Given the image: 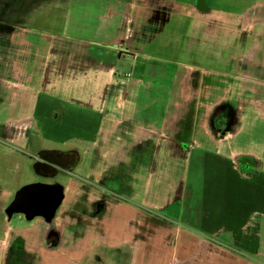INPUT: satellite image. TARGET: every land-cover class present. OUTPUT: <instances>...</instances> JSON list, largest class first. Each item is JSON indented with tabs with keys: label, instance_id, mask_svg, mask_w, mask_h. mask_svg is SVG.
I'll return each mask as SVG.
<instances>
[{
	"label": "crops",
	"instance_id": "obj_1",
	"mask_svg": "<svg viewBox=\"0 0 264 264\" xmlns=\"http://www.w3.org/2000/svg\"><path fill=\"white\" fill-rule=\"evenodd\" d=\"M234 1L231 23L212 8L198 11L194 0H50L46 11L27 12L34 16L29 24L0 34V92L6 95L0 113L6 112L5 140L14 147L0 148L7 264H83L129 253L127 264H134L145 251L124 231L127 219L113 230L111 213L119 209L132 212L137 225L173 234L166 264L191 263L205 240L233 241L229 245L264 262V117L237 106L241 92L250 89L256 97L260 90L229 92L226 73L217 71L250 64L253 84L254 72L264 74V0ZM47 13L88 18L86 25L76 21L87 35L39 30L36 23ZM182 13L232 31L233 55L213 71L157 58L159 38L177 28ZM123 57H131L130 81L117 67ZM220 106L234 114L224 132L211 125ZM27 141L44 151L71 149L78 158L59 175L63 200L50 221L6 214L14 191L27 183L20 168L37 158L19 151L20 144L29 148ZM103 264L117 263L106 258Z\"/></svg>",
	"mask_w": 264,
	"mask_h": 264
},
{
	"label": "rangeland",
	"instance_id": "obj_2",
	"mask_svg": "<svg viewBox=\"0 0 264 264\" xmlns=\"http://www.w3.org/2000/svg\"><path fill=\"white\" fill-rule=\"evenodd\" d=\"M53 2V1H52ZM38 9L34 7L33 10L39 13L46 11L51 5L50 0H42L39 3ZM37 5V4H36ZM194 5L196 6L198 11L205 10L203 8L211 9L212 11L216 12V17L220 20H228V22L233 23V15L236 10V3L234 0H194ZM188 10V9H184ZM53 14V12H52ZM47 13L43 17H41L36 26H38L39 30H42L46 33L52 34H60L69 37H76L80 38L79 36H86L87 31L85 27L82 26L76 21H81L85 25L88 24V18H81V15H77L73 13V16H69L68 18H61L57 17L56 15H52ZM189 13H182L178 20V26L175 30L171 33L167 32L166 36L163 35L160 39V47L156 49L155 55L160 60L167 59L174 60L179 62L181 60L186 61L188 64L195 66L198 69H211L215 68L216 66L223 63L224 60L227 59L228 56L233 55L235 47L232 46V40H234V34L232 31H221V27H218L217 24H214L212 21L204 22L201 21V17L196 15H188ZM33 13H24L19 17V22L24 24H29L30 20L34 17L32 16ZM200 18V19H199ZM208 19V18H207ZM171 35V40L169 37ZM3 35H6L4 33ZM4 39V38H3ZM158 39V40H159ZM6 41V40H3ZM3 45V44H2ZM2 53L4 54L5 51L3 49ZM128 58V59H127ZM232 63V62H230ZM118 69L120 72L126 71L128 73L131 71V57H123V59L117 64ZM3 68V67H2ZM251 65L243 64L241 67H238L236 64H228L226 68L217 70L223 71L226 73L225 76V87L229 92H235V89L239 87V92L241 87L245 88H254L256 90H260L259 94L262 93L261 91L264 90V80H258L261 84L260 87L253 84L252 79H249ZM244 73V74H243ZM125 73L123 72L122 77L125 78ZM247 77V78H246ZM194 80V84L196 83ZM1 81V75H0ZM126 81V79H125ZM235 84V85H234ZM1 86V85H0ZM2 87V86H1ZM259 88V89H258ZM1 93V92H0ZM243 95L240 96L242 99L237 103V106L240 107V110H243L244 106H248L250 109H255V111L259 112L260 116L264 117V98L259 94L254 97L249 90H245L241 92ZM230 102V101H229ZM233 104V102H230ZM0 104V108H1ZM7 119L6 112L1 111L0 113V136H2L3 140L8 143V132L9 128L5 125L4 129L1 128L3 126L4 121ZM22 141H25L26 134L24 131L21 130ZM31 138V134L27 135ZM31 142V141H27ZM46 145L49 146H56L54 144H49L45 142ZM4 146V145H3ZM8 146V145H7ZM11 146V145H10ZM26 144H20L19 151L20 152H27L36 154L39 150H41L42 146L37 143L31 142L28 145V149H26ZM6 147V146H5ZM4 147V152L7 150ZM37 156V155H34ZM39 157V156H37ZM14 165L7 161V166L10 168V165ZM31 163L29 160L25 161V165L20 168L19 177L21 182H34L37 180L33 171L31 170ZM73 171H76L75 168ZM64 174V173H63ZM68 174V173H67ZM56 181H61V178L56 177ZM37 183V182H35ZM19 184V182H18ZM13 195V194H12ZM7 199V198H6ZM116 200H119L116 198ZM2 203H4L2 201ZM133 213L124 209H119L113 211L111 213L112 221L114 222L113 230H117L122 228L123 225L119 224L122 219H127L126 221L129 223L127 226H124V231L129 230L132 238L136 241L135 246L139 249H143L145 253L140 252L137 257V262L134 261V264H166V262L172 256V251L174 249L175 240L172 235H164V231H154L153 227L150 225L142 226L137 225L136 220H132ZM131 219V220H130ZM0 226H3L2 221L0 220ZM138 229V230H137ZM137 230V232L135 231ZM107 229H104L102 232L107 233ZM101 230L98 234L102 233ZM244 242L248 243V234L246 235ZM2 239L5 240V237L2 236V231H0V264H7L6 258H2V251L4 249V242ZM167 239V240H165ZM109 240V239H108ZM205 240V239H204ZM116 241V240H114ZM98 242L101 243L99 240ZM196 239H192L188 243V247L191 249L195 247ZM205 243L200 244L198 247L203 248L200 254H194L192 257V262L187 263H179V264H264L263 261L260 259L256 261L255 259L251 258L247 253L241 251L240 249L234 248L233 246L229 245L233 241H222V240H215L209 241L205 240ZM227 242V243H226ZM121 248V247H120ZM125 250L130 249V247L124 246ZM151 251V252H150ZM129 252V251H127ZM130 254V253H129ZM124 254L119 256L109 257L106 256L104 258H90L86 263L83 264H103L105 259L114 260L117 264H127V260L130 259V255ZM136 259L131 257V260ZM98 260V261H96Z\"/></svg>",
	"mask_w": 264,
	"mask_h": 264
},
{
	"label": "water",
	"instance_id": "obj_3",
	"mask_svg": "<svg viewBox=\"0 0 264 264\" xmlns=\"http://www.w3.org/2000/svg\"><path fill=\"white\" fill-rule=\"evenodd\" d=\"M31 1L32 0H25L24 6L21 8L19 0L16 1L14 4L15 6H13V15H17L24 7L28 6ZM9 2V0H0V20L10 15L9 13L11 10L8 7ZM47 154L48 156L42 158L47 163V166L60 167L65 171L71 170L78 160V158L71 153L49 151ZM62 200L63 187L59 183H30L22 186L15 193L14 200L9 204L6 214L11 216L13 213H23L27 219L42 216L47 221H50L60 207Z\"/></svg>",
	"mask_w": 264,
	"mask_h": 264
},
{
	"label": "flooded vegetation",
	"instance_id": "obj_4",
	"mask_svg": "<svg viewBox=\"0 0 264 264\" xmlns=\"http://www.w3.org/2000/svg\"><path fill=\"white\" fill-rule=\"evenodd\" d=\"M9 5L8 7L11 9H13L15 6V2L18 1V0H9ZM40 1L41 0H32L30 5L24 7L19 13H27L29 11L32 10L33 6H36V4L39 6L40 4ZM198 1V0H197ZM25 0H19V4H21L20 8L22 6H24ZM17 5V4H16ZM33 5V6H32ZM18 7V6H17ZM7 9V8H5ZM21 15L20 14H17V15H8L6 17H4L3 19L0 20V34H4L6 33V35H8L10 33V31L13 29V27H16L17 25H20L22 23L19 22V17ZM4 35V36H6ZM254 75H257L255 76L257 79L255 83V85H257L258 87H260V83L258 82V80H260L261 76H264V74H258L256 72H254ZM262 86H264V84H262ZM6 95H4L3 91L2 93H0V104L1 102L3 101V99L5 98ZM233 111L231 110V108L227 107V106H220L218 107L213 113H212V116H211V125L212 127L214 128V130L218 131V132H224V130L227 128V126L233 121L234 119V116H233ZM6 124H3V126L1 125V128L4 129ZM10 131V129H9ZM9 134V132H8ZM3 137L0 136V148H4L5 146V149L10 151V150H13V146L10 144V143H6L3 139ZM4 145V146H3ZM8 145V146H7ZM11 145V146H10ZM47 152L49 151H44V150H39L38 152H36V154H32V153H27L26 154V158H29V159H34L36 156L34 155H37L39 157V159H34L32 164H31V170L33 171L35 177L37 178V180H35L34 182H30V183H35V182H39V183H45L47 181H49V183H55V182H58L55 180L56 177H59V175L61 173H64L66 171H63L62 168L60 167H49L47 166V163H45V161L42 159L43 157H46L48 156ZM58 152H61V153H71L73 154L74 151L73 150H61V151H58ZM34 156V158H32ZM52 157V156H50ZM64 164V163H63ZM30 183H26L24 185H27V184H30ZM22 185V186H24ZM21 186V187H22ZM17 188L15 191H14V194L12 195V198L10 199L9 201V204L14 200V196H15V193L21 188Z\"/></svg>",
	"mask_w": 264,
	"mask_h": 264
},
{
	"label": "built area",
	"instance_id": "obj_5",
	"mask_svg": "<svg viewBox=\"0 0 264 264\" xmlns=\"http://www.w3.org/2000/svg\"><path fill=\"white\" fill-rule=\"evenodd\" d=\"M125 79H126V81H130V74H129V73H127V74L125 75Z\"/></svg>",
	"mask_w": 264,
	"mask_h": 264
},
{
	"label": "bare ground",
	"instance_id": "obj_6",
	"mask_svg": "<svg viewBox=\"0 0 264 264\" xmlns=\"http://www.w3.org/2000/svg\"><path fill=\"white\" fill-rule=\"evenodd\" d=\"M22 1V0H21ZM14 10L13 9H11V11L10 12H13Z\"/></svg>",
	"mask_w": 264,
	"mask_h": 264
}]
</instances>
